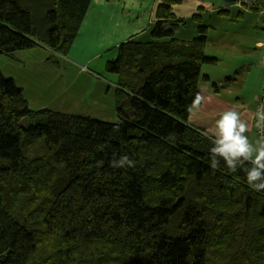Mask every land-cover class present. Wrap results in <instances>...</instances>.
Instances as JSON below:
<instances>
[{
  "label": "trees",
  "instance_id": "obj_1",
  "mask_svg": "<svg viewBox=\"0 0 264 264\" xmlns=\"http://www.w3.org/2000/svg\"><path fill=\"white\" fill-rule=\"evenodd\" d=\"M92 1L0 0V56L42 47L58 63ZM159 1L152 40H127L106 65L116 122L33 110L0 70V264H264V191L222 159L212 169L209 135L189 122L219 62L209 28L179 39L182 0ZM122 155L135 166L113 167Z\"/></svg>",
  "mask_w": 264,
  "mask_h": 264
},
{
  "label": "crops",
  "instance_id": "obj_2",
  "mask_svg": "<svg viewBox=\"0 0 264 264\" xmlns=\"http://www.w3.org/2000/svg\"><path fill=\"white\" fill-rule=\"evenodd\" d=\"M244 0H182L173 13L187 24L179 39L197 35L199 23L208 26L207 54L217 57L215 66H205L209 81L199 86L205 97L189 122L209 136L220 112L235 109L249 124L246 135L255 142V112L264 75V0L254 7ZM159 0H93L68 56L50 60V51L38 47L16 53L11 60L0 56V70L24 91L33 110L51 109L74 116L116 122V78L106 65L117 58L119 47L133 38L150 37ZM222 12V13H221ZM200 14L201 22L192 17ZM260 45V46H258ZM236 73L232 86L213 93L212 84L223 86Z\"/></svg>",
  "mask_w": 264,
  "mask_h": 264
},
{
  "label": "clouds",
  "instance_id": "obj_3",
  "mask_svg": "<svg viewBox=\"0 0 264 264\" xmlns=\"http://www.w3.org/2000/svg\"><path fill=\"white\" fill-rule=\"evenodd\" d=\"M204 99L205 97L198 92L188 106V112L199 111ZM254 118L255 127L261 134L253 143L246 135L249 124L241 118L237 110L233 108L220 112L212 129V135L208 137L213 145L210 149V167L217 169L222 159L231 173L243 169L248 186L260 192L264 191V104L257 108ZM169 139H174V136L170 135ZM111 163L116 168L135 166V162L127 155L120 156L118 160L114 158Z\"/></svg>",
  "mask_w": 264,
  "mask_h": 264
},
{
  "label": "rangeland",
  "instance_id": "obj_4",
  "mask_svg": "<svg viewBox=\"0 0 264 264\" xmlns=\"http://www.w3.org/2000/svg\"><path fill=\"white\" fill-rule=\"evenodd\" d=\"M249 3H251L254 7L257 5L258 3V0H248ZM152 38L151 37H148L147 39H142L140 40L141 42H148V41H151ZM5 75V74H4ZM6 76V75H5ZM9 77V76H7ZM263 80H264V75H263ZM203 85V83H201V86ZM263 89H264V86H263ZM262 90V89H261ZM261 92V91H260ZM81 117H84V116H81ZM261 134V133H260Z\"/></svg>",
  "mask_w": 264,
  "mask_h": 264
},
{
  "label": "built area",
  "instance_id": "obj_5",
  "mask_svg": "<svg viewBox=\"0 0 264 264\" xmlns=\"http://www.w3.org/2000/svg\"><path fill=\"white\" fill-rule=\"evenodd\" d=\"M246 2H248V0H244ZM245 2V3H246ZM264 86V85H263ZM261 104H264V89L262 88L260 94H259V100H258V107L261 105Z\"/></svg>",
  "mask_w": 264,
  "mask_h": 264
}]
</instances>
